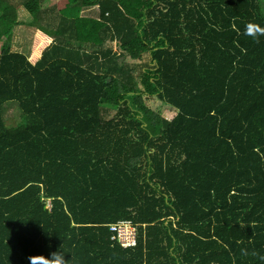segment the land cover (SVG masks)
<instances>
[{
  "label": "trees",
  "instance_id": "1",
  "mask_svg": "<svg viewBox=\"0 0 264 264\" xmlns=\"http://www.w3.org/2000/svg\"><path fill=\"white\" fill-rule=\"evenodd\" d=\"M44 1L0 0V264H264V0Z\"/></svg>",
  "mask_w": 264,
  "mask_h": 264
},
{
  "label": "rangeland",
  "instance_id": "2",
  "mask_svg": "<svg viewBox=\"0 0 264 264\" xmlns=\"http://www.w3.org/2000/svg\"><path fill=\"white\" fill-rule=\"evenodd\" d=\"M15 1H21V0H15ZM55 3L56 0H45L43 2L42 9L43 11H45V13H47V18L48 17L50 18L56 14ZM83 13H84L83 15H87V16L90 15L94 17L98 16L97 8H94L92 10H85ZM17 14H18V20L21 24L19 26H16L14 29V34L12 38V50L24 53L25 55H29L33 36L35 35L34 32L35 29L28 26V23L32 21V18L25 10H23L22 7L18 9ZM136 85L138 87H141V85H139V82H136ZM145 101L150 108H152L156 112H159L168 119L172 118L176 114V109L172 108L168 104L162 103L157 98L148 97L145 98ZM8 108L9 109L5 117L7 116L8 118H10L9 116L12 115V110L14 107L9 106ZM114 111L115 110L113 108L107 107L106 116L107 117L112 116Z\"/></svg>",
  "mask_w": 264,
  "mask_h": 264
},
{
  "label": "built area",
  "instance_id": "3",
  "mask_svg": "<svg viewBox=\"0 0 264 264\" xmlns=\"http://www.w3.org/2000/svg\"><path fill=\"white\" fill-rule=\"evenodd\" d=\"M111 239L122 247H134L137 245V225L131 219H119L109 224Z\"/></svg>",
  "mask_w": 264,
  "mask_h": 264
},
{
  "label": "clouds",
  "instance_id": "4",
  "mask_svg": "<svg viewBox=\"0 0 264 264\" xmlns=\"http://www.w3.org/2000/svg\"><path fill=\"white\" fill-rule=\"evenodd\" d=\"M257 33L264 34V28L247 26L246 35L255 36ZM67 261L63 249L50 251L48 254L38 253L28 257V264H67Z\"/></svg>",
  "mask_w": 264,
  "mask_h": 264
}]
</instances>
